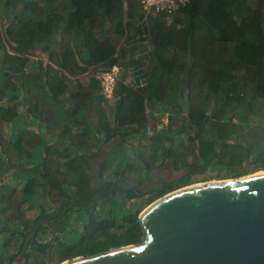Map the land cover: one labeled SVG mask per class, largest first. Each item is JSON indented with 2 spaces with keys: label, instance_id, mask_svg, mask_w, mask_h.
Segmentation results:
<instances>
[{
  "label": "trees",
  "instance_id": "trees-1",
  "mask_svg": "<svg viewBox=\"0 0 264 264\" xmlns=\"http://www.w3.org/2000/svg\"><path fill=\"white\" fill-rule=\"evenodd\" d=\"M138 1L0 0V264L17 260L37 225L20 264L139 243L136 214L91 215L76 246L41 238L65 230L73 204L140 197L167 163L196 168L179 188L214 161L230 178L264 171V0H189L171 18ZM113 65L109 100L93 74ZM112 141L108 154L123 159L108 160L123 170L103 163L92 185L89 161ZM171 188L148 193L154 201Z\"/></svg>",
  "mask_w": 264,
  "mask_h": 264
},
{
  "label": "water",
  "instance_id": "water-1",
  "mask_svg": "<svg viewBox=\"0 0 264 264\" xmlns=\"http://www.w3.org/2000/svg\"><path fill=\"white\" fill-rule=\"evenodd\" d=\"M137 221L139 243L58 264H264V171L172 190Z\"/></svg>",
  "mask_w": 264,
  "mask_h": 264
},
{
  "label": "rangeland",
  "instance_id": "rangeland-1",
  "mask_svg": "<svg viewBox=\"0 0 264 264\" xmlns=\"http://www.w3.org/2000/svg\"><path fill=\"white\" fill-rule=\"evenodd\" d=\"M135 24H138V21L135 20ZM136 37L139 38L140 35L136 34ZM146 42H141L140 45L145 46ZM35 60V58H33ZM83 82H87V79L84 78ZM73 85V84H72ZM165 121V120H164ZM114 141L109 143L107 146L103 147L99 153V155L90 160V177H91V184H96L100 181L101 176L100 173H103V176H105V172H102V169L100 167L101 164H105L106 169H110L113 172H122V168H117V166H114L109 160L111 161H119L120 159H123V156L117 154V151L114 150L113 153L112 150L110 152V155L108 154L109 147L113 144ZM109 156V160H108ZM216 161H214L213 166L204 174L200 175L197 174L195 176H189L185 178L184 180L187 181L189 179V182L191 184L195 183H202L207 181H214V180H221L218 177H223L226 179H231L229 176L234 175V171L229 169L226 164L223 169L218 170L217 165L215 164ZM196 168H189L184 170L175 171L170 163H167L164 167L153 170L152 173L147 176L142 181V187L140 188V197L133 198L131 200H127L126 198H121L119 196H108L103 199L97 200L96 204L93 206V208H88L86 206L80 208L77 210L78 206L73 204L70 206V210L67 211V216L69 218H63L60 224H58V229H65L64 231H57L54 234H47L41 238V241H44V243H47L49 240L52 242H56L53 245H72L76 246L79 244L80 239H83L84 232L83 226L86 223V220L92 215L97 221L103 220L105 218H109L110 215L115 214L116 217L122 216L125 214L128 215H135L136 217L139 216V214L147 207L152 199V194L148 193L151 189H156L159 186H161L162 183L166 182L171 184L172 190L179 188V185L176 184V182L186 173L194 174ZM241 171V170H240ZM238 172V170H237ZM256 173V172H255ZM114 179V178H113ZM4 183H15L16 180L12 179V176H5L3 179ZM187 186V185H186ZM50 205V204H48ZM46 211L49 213H53L52 207H47V204L43 206ZM57 209V204H56ZM73 210V211H72ZM72 211V212H71ZM69 212V213H68ZM38 214V210H28L25 208V216L28 218H35ZM42 224H45L43 222ZM117 229V228H116ZM47 230H43V233ZM47 256V253H45ZM81 256V255H78ZM77 256V257H78ZM49 264H56V262L52 259Z\"/></svg>",
  "mask_w": 264,
  "mask_h": 264
},
{
  "label": "built area",
  "instance_id": "built-area-1",
  "mask_svg": "<svg viewBox=\"0 0 264 264\" xmlns=\"http://www.w3.org/2000/svg\"><path fill=\"white\" fill-rule=\"evenodd\" d=\"M189 0H139L138 3L144 12H152L157 15H164L171 18L172 15L182 6L186 5ZM112 68V67H111ZM111 68L107 71H95L94 78L99 83L102 94L106 99L112 98V92L118 78V72L112 74V79H105L103 74L110 72Z\"/></svg>",
  "mask_w": 264,
  "mask_h": 264
},
{
  "label": "clouds",
  "instance_id": "clouds-1",
  "mask_svg": "<svg viewBox=\"0 0 264 264\" xmlns=\"http://www.w3.org/2000/svg\"><path fill=\"white\" fill-rule=\"evenodd\" d=\"M118 71H119L118 66L113 65L112 68H111V71L110 72H105L103 74V76L105 77V79H112V74L113 73H117Z\"/></svg>",
  "mask_w": 264,
  "mask_h": 264
}]
</instances>
